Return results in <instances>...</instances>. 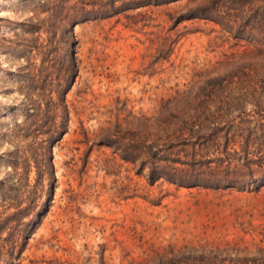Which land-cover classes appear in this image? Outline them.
<instances>
[{
    "label": "rangeland",
    "instance_id": "rangeland-1",
    "mask_svg": "<svg viewBox=\"0 0 264 264\" xmlns=\"http://www.w3.org/2000/svg\"><path fill=\"white\" fill-rule=\"evenodd\" d=\"M207 1L74 21L82 2L93 0H0V182L29 152L31 138L19 125L43 119L29 114L51 97L63 104L57 122L65 124L51 148L54 179L44 176L38 206L23 225L1 231L6 248L30 231L13 264H155L158 254L187 246L264 247V186L149 184L146 170L100 142L116 120L155 114L176 91L203 85L253 49L250 37L234 38L212 20L174 22ZM34 179L33 171L10 190L0 187V224L15 210L9 198L29 205L25 185Z\"/></svg>",
    "mask_w": 264,
    "mask_h": 264
},
{
    "label": "trees",
    "instance_id": "trees-1",
    "mask_svg": "<svg viewBox=\"0 0 264 264\" xmlns=\"http://www.w3.org/2000/svg\"><path fill=\"white\" fill-rule=\"evenodd\" d=\"M172 1L176 0L82 2L73 20L106 18ZM90 4L92 7L87 8ZM194 17L214 21L234 38L250 37L253 49L227 62L223 74L208 77L203 85L176 91L155 114L116 120L104 129L100 142L112 148L120 159L136 164L137 171L146 170L149 184L163 179L184 188L259 191L264 186V0H209L189 8L174 22ZM45 108H38L36 115L29 114L43 119L19 125L31 138V147L26 157L18 156L11 162L14 175L1 181L0 187L10 190L17 182L29 180L33 171L35 182L25 185L29 205L23 207L18 196L9 198L15 210L2 220L0 234L9 229L11 222L24 224L23 219L38 206L44 176L52 174L54 179L51 148L60 138L61 127H65L57 122L58 117H63V104L49 97ZM30 222L28 225L33 224ZM26 231V236L13 240L7 248L5 242L0 245L1 261L7 258L6 264H13L19 257L29 237L30 231ZM225 261L264 264V247L251 252L237 247L187 246L177 251L170 249L154 259L155 264H226Z\"/></svg>",
    "mask_w": 264,
    "mask_h": 264
}]
</instances>
